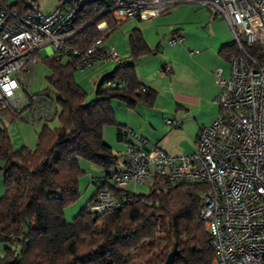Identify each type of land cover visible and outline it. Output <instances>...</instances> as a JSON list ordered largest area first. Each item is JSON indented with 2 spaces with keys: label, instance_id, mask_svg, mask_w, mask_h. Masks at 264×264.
Masks as SVG:
<instances>
[{
  "label": "trees",
  "instance_id": "obj_1",
  "mask_svg": "<svg viewBox=\"0 0 264 264\" xmlns=\"http://www.w3.org/2000/svg\"><path fill=\"white\" fill-rule=\"evenodd\" d=\"M31 2L15 0L10 6L25 13L36 9ZM102 4L103 0L88 1L77 9L76 23L81 25L74 39L77 47L86 48L104 33L96 26L103 19L110 32L117 28L119 23L106 15L92 21ZM128 46V57L100 79L95 98L87 103L71 61L41 58L49 70V86L32 94L53 106L56 103L54 117L60 125L52 128L46 122L52 118L42 120L35 145L17 149L12 147L7 128L0 126V169L4 173L0 242L13 243L3 248L0 264H164L173 247L174 264L210 263L213 250L200 215L202 194L207 190L202 182L155 177L146 194L126 190L130 196L119 208L106 209L96 217L89 210L98 190L108 189L115 195L122 192L108 181L120 169L115 168L117 158L102 132L106 126L115 127L117 138L125 145L131 142L127 139L130 131L116 121L112 100L133 109L138 102L152 105L156 99L157 92L140 82L135 68L138 60L154 51L138 28L129 30ZM219 52L229 61L236 52L234 42L224 44ZM112 79L122 86H103ZM81 160L101 167L104 177L67 222L64 210L80 196L79 180L85 173ZM124 165L126 168L125 160Z\"/></svg>",
  "mask_w": 264,
  "mask_h": 264
},
{
  "label": "built area",
  "instance_id": "obj_2",
  "mask_svg": "<svg viewBox=\"0 0 264 264\" xmlns=\"http://www.w3.org/2000/svg\"><path fill=\"white\" fill-rule=\"evenodd\" d=\"M88 1L94 0H58L48 14L38 9L21 13L0 2V114L31 123L54 117L53 104L25 88L41 60L40 49L47 51L44 58H67L76 70L96 62H121L115 46L106 43L111 33L106 19L96 25L104 33L89 46L74 44L81 29L77 9ZM182 3L207 8L212 18L227 23L232 35L236 52L228 61V75L220 67L214 70L218 115L199 128L196 149L188 154L170 155L156 146L126 142L127 167L110 175L111 184L122 192L98 190L89 210L97 214L119 208L130 196L129 183L150 187L155 177L202 182L207 190L200 215L213 250L210 264H264V0H103L92 21L102 15L117 23L146 20ZM176 40L181 38L171 41ZM170 73L164 65L160 75ZM122 84L105 82L106 87Z\"/></svg>",
  "mask_w": 264,
  "mask_h": 264
},
{
  "label": "rangeland",
  "instance_id": "obj_3",
  "mask_svg": "<svg viewBox=\"0 0 264 264\" xmlns=\"http://www.w3.org/2000/svg\"><path fill=\"white\" fill-rule=\"evenodd\" d=\"M3 1L9 5L15 2V0ZM31 4L34 8L46 13L53 11L58 4V0H32ZM136 19L137 18H132L120 22L117 28L110 33L106 42L108 44L113 43L112 45L117 49L121 59L127 57L129 54L127 41L128 31L135 26L143 30L152 48L159 43L156 54L146 56L137 62V67L143 70L145 76L155 78V89L158 92V96L152 106L142 102L137 103L135 111L125 107L121 101L113 99L112 107L116 119L119 123H122V121L127 123L137 122V125L131 124V127L134 129L133 132L137 134V136H143L147 142L156 145L170 155L191 153L195 150V135L192 136V134L197 131V120H207V118L216 114L217 106L215 104L213 106L211 100L219 90L218 86L214 84L215 67H222L225 76L228 74L229 69V63L217 56L219 48L215 49L214 47L216 43V41L214 42V34L216 31L221 33H223V31L225 32L223 23H225L229 33H231L230 29L223 19L212 18L207 8L187 3L177 4L155 19L143 21H138ZM213 22L217 24L210 27L209 23ZM176 29H180L182 39L172 42L171 40L176 39V36L173 37L171 32ZM190 50L199 51L198 54H195V58L200 56L197 59V62L200 59V74L197 73L198 66L196 65V68H194L187 59ZM39 52L41 58H44V55L47 54L44 49H40ZM66 61L67 58L61 60L62 63ZM116 64L117 62L111 60L102 63L96 62L85 70L75 71V81L86 93L85 103L95 98L97 83L103 76L111 72ZM166 64L170 66L172 73L161 76L162 67ZM203 69H205L204 72ZM209 71H212L213 75V79L211 80L207 79V72ZM185 74L189 75V77H192L193 74H199L201 76L204 87L200 95L203 96L202 98H205L207 95L212 94L213 97L210 99V103L201 102L197 107L191 108L189 111H185L184 108H181L180 103L177 101L181 98L178 95L176 97L173 93L175 91L178 92L181 88L182 81L187 80ZM48 75L49 70L47 66L39 61L34 69L33 76L30 78L25 88L28 92L37 94L39 91L49 86L46 80ZM188 84H190V82ZM103 86L105 85L103 84ZM184 88L185 87L182 89ZM18 93L24 92L20 89ZM50 96L54 99L53 94H50ZM53 99L50 100L54 102ZM189 102H192V99H189ZM54 106H56V103ZM138 113H141V115ZM26 114L27 112L23 115ZM217 115L218 114H216L211 121H213ZM166 120H176L180 124L177 127L166 123ZM44 122L45 121L40 120L31 123L21 118L13 119L9 114H0V126H5L7 128L14 149L19 148L23 143L28 147H33L36 143L37 132ZM46 122L52 128L60 125L56 116ZM108 129L113 131L114 128L109 126ZM111 139L113 142L112 144H114L112 145V151L117 158L115 168L119 169L123 167L124 162V143L117 142L112 133ZM80 165L85 172L79 180L80 196L71 205L65 208L64 217L67 222H70L73 216L85 205L96 188L95 183L90 182V176L93 174L91 170L103 171L101 167L84 160L80 161ZM2 166L3 161L0 160V168ZM3 179L4 173L0 169V197L3 192ZM108 181L111 183L110 179H108ZM126 188L141 194H146L149 190L144 184L133 185L129 183L126 185ZM5 246H13V243L9 240L1 241L0 253H2Z\"/></svg>",
  "mask_w": 264,
  "mask_h": 264
},
{
  "label": "crops",
  "instance_id": "obj_4",
  "mask_svg": "<svg viewBox=\"0 0 264 264\" xmlns=\"http://www.w3.org/2000/svg\"><path fill=\"white\" fill-rule=\"evenodd\" d=\"M160 15H158V16H156V17H153V18H149V19H155V18H158ZM149 19H146V20H149ZM134 20V19H133ZM136 20H138V21H143V20H141V19H136ZM222 22V21H221ZM214 24H217V23H215V22H213V23H209V26L210 27H212V25H214ZM224 24V28H225V32L223 31V33H221V32H218V31H216L215 32V34H214V42L216 41V43L214 44V47H215V49H218V51H217V56H219L223 61H225V62H228V60H225L221 55H220V49H221V47L224 45V44H226V43H228V42H230L231 40H232V35H231V33H229V31H227V27H226V25H225V23H223ZM227 24V23H226ZM133 28H138L140 31H141V34H142V36H143V38H144V40H145V43L147 44V46H148V48L149 49H151V50H153L154 51V53L153 54H151V55H154V54H156V52H157V48H158V46H159V43H157L156 45H155V47L154 48H152L150 45H149V42L147 41V39H146V36H145V33L143 32V30H141V28H139L138 26H135V27H133ZM132 29V28H131ZM129 32V31H128ZM171 34L173 35V37L174 36H179L181 39H182V35H181V31H180V29H176V30H173L172 32H171ZM231 39V40H230ZM107 41V40H106ZM127 41H128V38H127ZM107 43V42H106ZM113 44V43H112ZM46 51V50H45ZM198 50H190L189 51V56L187 57V59L189 60V63H190V65H192L194 68H196V65L198 66V71H197V73H199V69H200V64H199V62H200V59H199V61L197 62V59L200 57H198V58H195V54H198L199 53V51L197 52ZM46 53H47V51H46ZM128 53H129V46H128ZM129 55V54H128ZM150 56V55H149ZM128 57V56H127ZM127 57H125V58H127ZM125 58H123V59H125ZM144 58V57H143ZM142 58V59H143ZM141 59V60H142ZM138 61H140V60H138ZM137 61V62H138ZM216 61V60H215ZM137 62H136V64H135V68H136V74H137V77H138V79L140 80V82L143 84V85H145V86H147V87H149V88H152V89H154L155 91H156V89H155V86H156V83L154 82L155 81V78L154 77H148V76H145V74H144V72H143V70H141V68H139V67H137ZM229 63V62H228ZM167 65V64H166ZM116 66V65H115ZM220 66H216L215 67V69L216 68H219ZM220 68H222V67H220ZM114 70V69H113ZM112 70V71H113ZM204 70L205 69H203V72H204ZM222 70H223V74H224V69L222 68ZM228 72H229V69H228ZM110 73V72H109ZM171 73H172V69H171ZM170 73V74H171ZM200 74V73H199ZM199 74H193V76L192 77H189V75H186L185 74V78L187 79V80H185V81H182V84H181V88L178 90V92H174L173 94L177 97V95L181 98V99H178L177 101L180 103V106H181V108H184L185 109V111H189V110H191V108H195V107H197V105H199L201 102H208V103H210L209 101H211L212 100V104H213V106H214V102H213V99H211L212 97H213V95L212 94H210V95H207L205 98H202L203 96L202 95H200V93H202V88L204 87V82H202V80H201V76L199 75ZM207 74H208V77H207V79H213V75H212V71L210 72H207ZM169 75V74H168ZM228 75V74H227ZM226 75V76H227ZM225 76V75H224ZM161 77V76H160ZM162 78V77H161ZM210 80H209V82H210ZM190 82V84H188ZM208 82V81H207ZM214 84H215V82H214ZM216 85V84H215ZM183 87H185L184 89H182ZM157 92V91H156ZM193 92V93H192ZM158 96V92H157V94H156V97ZM216 96V95H215ZM214 96V97H215ZM189 99H192V102H189ZM211 99V100H210ZM139 103V102H138ZM142 103H144V102H142ZM146 104V103H145ZM153 104H154V102H153ZM152 104V105H153ZM124 105V104H123ZM152 105H150V106H152ZM216 105V104H215ZM125 106V105H124ZM217 106V105H216ZM126 107V106H125ZM136 108H137V103H136V105L134 106V108L133 109H130V110H133V111H135L136 110ZM129 109V108H128ZM213 109H214V107H213ZM114 110V109H113ZM218 112H219V109L216 107V114H218ZM114 114H115V112H114ZM139 114V113H138ZM215 114V115H216ZM139 115H141V113L139 114ZM214 115V116H215ZM214 116H211V117H209V118H207V120H204V119H200V120H197V131H195V133L193 132V134H192V136H194L195 135V137H194V143H195V149H196V135H197V132H198V130H199V128L201 127V126H204V124H208L213 118H214ZM115 118H116V115H115ZM116 121H117V119H116ZM120 121V120H119ZM118 122V121H117ZM119 123V122H118ZM120 124H122V125H124V126H126L127 127V129H128V131H130V133H128V138L127 139H129L132 143H134V144H138V143H141V144H143L145 147H148V146H156V145H154V144H150L149 142H147L146 140H145V138L143 137V136H137V134H135L134 132H133V128L131 127V124H134V125H137V122H130V123H127V122H124V121H122V123H120ZM108 127L109 126H106L104 129H103V132H102V138H103V140L108 144V145H110L111 146V148H112V145H114V144H112L113 142H112V139H111V133L114 135V138H115V140L117 141V142H123L124 143V141H121V140H119L118 138H117V136H116V129H115V127H113L114 129H113V131H111V130H109L108 129ZM138 138V139H137ZM136 140V141H135ZM22 145H24V143L23 144H21V146ZM26 146V145H25ZM125 146V145H124ZM157 147V146H156ZM161 149V148H160ZM113 150V149H112ZM164 151V150H163ZM167 153V152H166ZM123 157H124V150H123ZM82 164H84V163H82ZM125 167V165H124V162H123V167H121V168H119V169H123ZM103 171H98V170H94V169H92L91 170V173H93V174H91V176H90V182H92V183H95V185H96V188H95V190L97 189V185H99L100 183H101V181L103 180V177H104V172L102 173ZM97 173V174H96ZM100 173H101V175H100ZM99 174V175H98ZM131 184H133V183H131ZM134 185V184H133ZM95 190L93 191V193L95 192ZM126 190H128L127 188H126ZM128 191H132V190H128ZM134 192V191H133ZM92 193V194H93ZM210 264V263H209Z\"/></svg>",
  "mask_w": 264,
  "mask_h": 264
},
{
  "label": "water",
  "instance_id": "obj_5",
  "mask_svg": "<svg viewBox=\"0 0 264 264\" xmlns=\"http://www.w3.org/2000/svg\"><path fill=\"white\" fill-rule=\"evenodd\" d=\"M94 217H96V214L94 215ZM175 254H176V248L173 247V249L167 254L164 264H174L173 260H174Z\"/></svg>",
  "mask_w": 264,
  "mask_h": 264
}]
</instances>
